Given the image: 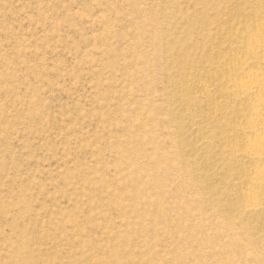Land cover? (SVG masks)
I'll list each match as a JSON object with an SVG mask.
<instances>
[{
	"label": "rangeland",
	"instance_id": "374dc122",
	"mask_svg": "<svg viewBox=\"0 0 264 264\" xmlns=\"http://www.w3.org/2000/svg\"><path fill=\"white\" fill-rule=\"evenodd\" d=\"M256 41L264 0H0V264H264Z\"/></svg>",
	"mask_w": 264,
	"mask_h": 264
},
{
	"label": "bare ground",
	"instance_id": "6f19581e",
	"mask_svg": "<svg viewBox=\"0 0 264 264\" xmlns=\"http://www.w3.org/2000/svg\"><path fill=\"white\" fill-rule=\"evenodd\" d=\"M255 44L257 47H261L264 44V41H262V42L256 41ZM245 78L247 79V87H245L246 92L250 93L256 89L257 90L263 89V91H264V86H263L264 83L262 82V77L260 74L251 72V73L247 74L245 76ZM253 104H254L253 107L255 106L254 108H256V107L257 108H259V107L264 108V99L260 98V97L255 98ZM257 113L258 112L256 111V115H258ZM252 129L255 131V136L253 137V139H251V141L249 143L250 155L254 156L258 160H262V159H264V120L263 119H257L255 124L253 125ZM255 173H256V180L259 183L264 184V168L258 169L257 172H255Z\"/></svg>",
	"mask_w": 264,
	"mask_h": 264
}]
</instances>
